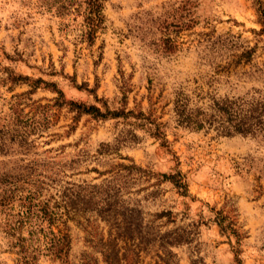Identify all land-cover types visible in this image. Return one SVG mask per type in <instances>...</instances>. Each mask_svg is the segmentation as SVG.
<instances>
[{
    "label": "rangeland",
    "instance_id": "374dc122",
    "mask_svg": "<svg viewBox=\"0 0 264 264\" xmlns=\"http://www.w3.org/2000/svg\"><path fill=\"white\" fill-rule=\"evenodd\" d=\"M254 2L104 0L88 41L85 0H0V264H264V0L261 13ZM122 94L132 115H107ZM176 99L207 114L225 99L253 105L261 130L184 127ZM152 120L169 151L146 131ZM175 170L187 196L158 181ZM113 174L117 190L91 187ZM173 231L183 241L163 245Z\"/></svg>",
    "mask_w": 264,
    "mask_h": 264
},
{
    "label": "trees",
    "instance_id": "16d2710c",
    "mask_svg": "<svg viewBox=\"0 0 264 264\" xmlns=\"http://www.w3.org/2000/svg\"><path fill=\"white\" fill-rule=\"evenodd\" d=\"M104 0H85L86 4V12L84 15V22H85V31H84V37L91 41L94 37V33L96 29H98L101 26L103 15L101 13L102 9V3ZM257 5V12L261 13L263 12V9L260 8V2L259 0H255L254 2ZM166 49L170 50L171 46L169 44H166ZM41 81V80H38ZM34 83H37L35 80ZM33 88L37 87L35 84H32ZM60 93L59 91H57ZM125 96L122 94V97L120 99L122 107L113 110L112 112L107 111V115H111L112 117H118L122 116V118H125L127 116L132 115L131 111H125L123 108ZM16 106V105H15ZM14 108V107H13ZM12 108V109H13ZM213 111L207 112L201 111L198 109H190L185 106V103H183L181 100L176 99L173 102V112L175 115V121L176 124L182 125L184 127H188L191 129L198 130L202 128L205 125H211L212 123L216 122V131L223 135H230V134H241V135H253L257 130H261L259 126V118L258 116H255L256 108L253 105L244 103H237L236 100L229 101V100H221L220 102H216L213 105ZM11 112L14 114L13 122H16V124L20 123L21 118L19 109H17V106L11 110ZM78 113H87L90 114L92 117H104L105 114L101 113L97 107L93 105L88 106H80ZM134 118H141L143 120H147L148 117H144L141 112H138L136 115L133 116ZM149 126L146 127V131L149 132L151 136L157 139H161L159 142V146L165 148L166 151H169L166 149V141L164 140V134L161 130V125L155 121H149ZM140 125H143L141 123ZM2 126L0 127V142L2 139H4V134L6 131L2 130ZM123 166V168H131L135 166ZM139 169V168H138ZM116 174H113L109 179L104 180L103 183L99 185H92V188L97 189H103V191H111V190H117L114 189V177ZM118 175V174H117ZM116 175V176H117ZM160 179L159 182L162 181H168L171 183V185L176 189L177 193L181 196H187L185 184L183 183L182 176L179 171L175 170L172 173H160L158 174ZM104 202V205H106V208L103 210L104 212L109 211L111 208V205H113L111 202H109V198H104L102 200ZM114 203V202H113ZM217 221L215 222L219 226V230L222 233H225V235L228 237L233 236L235 239V243L238 242L240 235L235 230V228L232 227V224L230 222L223 223V220L225 219L220 213H217L216 216ZM58 241V240H57ZM181 236L175 231L169 232L164 235V242H162L163 245H170V244H178L182 242ZM237 253V250L234 251V254ZM104 261L106 264H121V259L117 256H104Z\"/></svg>",
    "mask_w": 264,
    "mask_h": 264
}]
</instances>
